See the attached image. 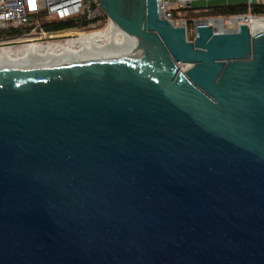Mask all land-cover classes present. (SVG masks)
<instances>
[{
    "label": "water",
    "instance_id": "95a60500",
    "mask_svg": "<svg viewBox=\"0 0 264 264\" xmlns=\"http://www.w3.org/2000/svg\"><path fill=\"white\" fill-rule=\"evenodd\" d=\"M98 1L145 52L0 69V264H264V30Z\"/></svg>",
    "mask_w": 264,
    "mask_h": 264
},
{
    "label": "built area",
    "instance_id": "2783aa9c",
    "mask_svg": "<svg viewBox=\"0 0 264 264\" xmlns=\"http://www.w3.org/2000/svg\"><path fill=\"white\" fill-rule=\"evenodd\" d=\"M199 1L208 0H158L160 18L169 20L175 26H184L186 30H197L198 25L208 24L212 26L214 32L221 33L238 30L240 25L248 24L252 17H264V13L254 11L258 4L254 0H247L246 12L190 20L187 17L189 12L207 8V5L195 6ZM259 5H264V0ZM103 14L105 12L98 0H0V29L29 28L28 32L16 37L18 40L31 34V31L39 33L40 39L50 38L58 31L46 30L45 22L85 15L86 19L92 21L90 26L95 28L92 32L80 35L86 36L110 29L112 21L108 17L103 21ZM78 37L70 36L62 43H68Z\"/></svg>",
    "mask_w": 264,
    "mask_h": 264
},
{
    "label": "bare ground",
    "instance_id": "6f19581e",
    "mask_svg": "<svg viewBox=\"0 0 264 264\" xmlns=\"http://www.w3.org/2000/svg\"><path fill=\"white\" fill-rule=\"evenodd\" d=\"M248 26L252 33L264 30V17L254 18ZM112 30V31H111ZM146 45L112 22L108 31L82 35L68 43H32L14 49L0 47V69L12 66H45L72 61L123 57L145 52Z\"/></svg>",
    "mask_w": 264,
    "mask_h": 264
},
{
    "label": "rangeland",
    "instance_id": "374dc122",
    "mask_svg": "<svg viewBox=\"0 0 264 264\" xmlns=\"http://www.w3.org/2000/svg\"><path fill=\"white\" fill-rule=\"evenodd\" d=\"M220 1L222 0H211V3H210V7L207 6V8L205 10H200L198 12L194 11V12H189L188 13V18L190 20H192L193 18H205V17H210V16H217V15H223L221 13V5H224V4H228V2H225V3H221ZM226 1V0H225ZM256 4H259V3H263V0H254ZM204 1H199V2H196L195 3V6H201V5H205V4H201L203 3ZM238 2H242V3H245V2H248L247 0H237V3ZM233 3V2H231ZM235 3V2H234ZM218 6V7H216ZM103 28V27H101ZM95 28L93 27H90V28H72L70 29L73 30V31H76L77 33H73V34H65L67 32H63V31H66V30H69V29H65V30H61V31H58L56 32L55 34H53L52 37L50 38H43V39H40V34L39 33H36V31H31L29 35H25V36H22V38L20 40H18L16 37L14 38H11V37H6V38H3V39H0V47H7V46H11L12 48L14 47V49H17L18 47L19 48H22V47H25L27 46L28 44H32V43H43V44H50L49 42H51L52 44H56V43H62L64 42V40L70 36H74V37H78L80 36L81 34H84V33H88V32H92L94 31ZM100 29V28H98ZM108 31V30H106ZM195 34H196V30H187V36L190 40H193L194 37H195Z\"/></svg>",
    "mask_w": 264,
    "mask_h": 264
},
{
    "label": "trees",
    "instance_id": "16d2710c",
    "mask_svg": "<svg viewBox=\"0 0 264 264\" xmlns=\"http://www.w3.org/2000/svg\"><path fill=\"white\" fill-rule=\"evenodd\" d=\"M247 11V5L246 3H238V4H229L224 5L221 7V13L222 14H233V13H241ZM255 12H262L264 13V5H256L254 8ZM107 15L103 14V21H106ZM91 20L86 19L85 15L75 16V17H69L64 20H53V21H47L44 23V28L48 31H61L65 29H69L63 32H67L65 34H73L77 33L76 31H73L70 29L72 28H90ZM29 28H15V27H9L5 29H0V39L6 38V37H17L21 36L24 33L28 32Z\"/></svg>",
    "mask_w": 264,
    "mask_h": 264
},
{
    "label": "crops",
    "instance_id": "0c3cea01",
    "mask_svg": "<svg viewBox=\"0 0 264 264\" xmlns=\"http://www.w3.org/2000/svg\"><path fill=\"white\" fill-rule=\"evenodd\" d=\"M221 3H225V2H228V4L226 3V4H224V5H229V4H238V3H242V2H238L237 3V0H222V1H220ZM231 2H233V3H231ZM235 2V3H234ZM210 3H211V0H208L207 2H203V3H201V4H205V5H207V6H211L210 5ZM246 3V2H245ZM224 5H221V7L222 6H224ZM216 7H218V6H216Z\"/></svg>",
    "mask_w": 264,
    "mask_h": 264
}]
</instances>
